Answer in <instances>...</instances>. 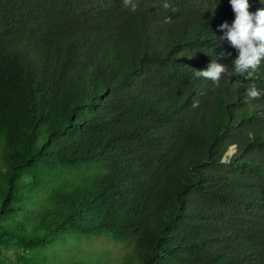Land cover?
<instances>
[{
  "label": "trees",
  "instance_id": "trees-1",
  "mask_svg": "<svg viewBox=\"0 0 264 264\" xmlns=\"http://www.w3.org/2000/svg\"><path fill=\"white\" fill-rule=\"evenodd\" d=\"M234 18L229 0H0V247L24 250L0 264H264V96L246 94L264 61L195 75L232 71Z\"/></svg>",
  "mask_w": 264,
  "mask_h": 264
},
{
  "label": "clouds",
  "instance_id": "clouds-1",
  "mask_svg": "<svg viewBox=\"0 0 264 264\" xmlns=\"http://www.w3.org/2000/svg\"><path fill=\"white\" fill-rule=\"evenodd\" d=\"M124 3L127 7L130 0H124ZM229 3L235 18L230 24L228 21L222 22L218 28L237 53L230 61L232 71H228L226 63L212 60L206 68L195 73L198 78L211 80L216 85L224 76L250 79L264 61V8L252 13L248 10V0H229ZM261 3L264 4V0ZM233 83L239 86L235 80ZM246 94L252 99H259L264 96V91L252 87Z\"/></svg>",
  "mask_w": 264,
  "mask_h": 264
},
{
  "label": "rangeland",
  "instance_id": "rangeland-1",
  "mask_svg": "<svg viewBox=\"0 0 264 264\" xmlns=\"http://www.w3.org/2000/svg\"><path fill=\"white\" fill-rule=\"evenodd\" d=\"M1 256L5 260H10V261H16L17 256L23 254L24 250L22 247H20L18 244L14 242H5L1 244ZM67 259L65 256L61 257L59 260H55L56 264H62L63 261Z\"/></svg>",
  "mask_w": 264,
  "mask_h": 264
}]
</instances>
